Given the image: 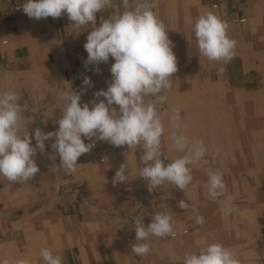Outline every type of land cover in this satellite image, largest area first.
<instances>
[{"label":"crops","instance_id":"obj_1","mask_svg":"<svg viewBox=\"0 0 264 264\" xmlns=\"http://www.w3.org/2000/svg\"><path fill=\"white\" fill-rule=\"evenodd\" d=\"M151 1L177 57L178 70L166 93L171 110L181 109L177 132L202 139L209 149L204 160L191 166L194 186L184 192L166 182L150 193L147 181L138 176L145 166L140 161L143 150L98 140L78 158L75 173L51 171L60 161L50 147L53 141H45V152L37 150L34 157L40 171L28 184L0 178V261L26 257L31 264H43L39 253L47 247L60 254L64 264H181L184 253L218 242L241 264H264V0L236 5L217 0L218 8L209 0ZM23 2L0 0V92L15 90L20 103L29 106L22 124L33 135L37 127L45 132L58 129L63 89L83 88L80 103L91 107L94 93L111 83L115 61L110 57L107 63L85 65L84 44L91 27L76 29L66 14L29 18L19 7ZM122 11L121 0H113V8L97 13V26L101 16ZM208 12L226 20L236 40L235 56L227 64L200 56L192 26L185 23L188 16ZM234 16L246 22H235ZM86 76L91 87L83 86ZM163 121L167 163L182 153L172 146L168 119ZM122 164L129 181L113 184ZM222 166L227 169L226 196L253 214L224 215L219 201L208 195L207 172ZM146 196L160 212L172 213L175 231L188 228L189 233L177 239L150 237L151 251L140 257L131 251L135 235L122 214ZM180 200L192 207L180 209ZM197 215L204 217L203 225L195 222Z\"/></svg>","mask_w":264,"mask_h":264},{"label":"clouds","instance_id":"obj_2","mask_svg":"<svg viewBox=\"0 0 264 264\" xmlns=\"http://www.w3.org/2000/svg\"><path fill=\"white\" fill-rule=\"evenodd\" d=\"M121 2L123 11L110 14L108 18L101 16L99 26L97 13L113 8V0H24L19 5L29 18L35 20L56 19L66 14L76 29L84 31L91 27L84 44L88 54L85 65L107 63L110 57L115 62L110 68L111 83L106 90L94 93L91 107L89 103H80L83 88L81 92L71 88L61 91L65 104L56 121L59 125L56 131L45 132L37 127L30 135L27 125L22 124L29 106L20 103L21 97L15 90L0 92V178L9 184H28L35 178L40 169L34 157L37 150L45 152V141H53L50 147L59 156V165L53 166L51 171L75 173L78 158L89 153L98 140L116 147L127 145L129 149L139 146L143 150L140 161L145 166L140 168L138 176L147 181L150 193L166 182L184 192L190 185L194 186L191 166L205 159L208 146L202 139H190L177 132L182 123L179 107L171 113L160 111V106L167 102L166 93L172 87V75L178 70L173 42L149 0ZM185 23L192 26L200 56L209 62L224 64L234 58L236 40L229 35L226 20L208 12L198 17L188 16ZM83 86H92L90 77L84 78ZM163 115L168 116L173 129L172 146L182 153L167 163L168 158L162 151ZM85 139L92 142L86 144ZM52 158L55 159V155ZM226 171L222 166L207 172L208 195L219 201L224 215L234 212L253 214L252 209H239L232 198L226 196ZM128 181V170L122 164L115 172L113 184ZM178 207L187 211L192 206L180 200ZM91 210L97 211L95 208ZM116 222H121L119 217ZM195 222L203 225L204 217L197 215ZM133 229L136 243L131 246V251L140 257L151 251L150 237L164 239L177 235L175 220L169 212H156L147 226L143 217L138 216ZM39 255L43 264H64L63 257L54 254L50 248H42ZM0 264H31V260L26 257L6 258ZM181 264H241V261L228 247L215 242L198 251L184 253Z\"/></svg>","mask_w":264,"mask_h":264},{"label":"built area","instance_id":"obj_3","mask_svg":"<svg viewBox=\"0 0 264 264\" xmlns=\"http://www.w3.org/2000/svg\"><path fill=\"white\" fill-rule=\"evenodd\" d=\"M151 0H149L150 2ZM210 2H212V6L213 8H218L219 7V4L217 2V0H209ZM241 0H233L232 1V4L233 5H236L237 3H239ZM234 21L235 22H240V23H245L246 22V18L244 17H235L234 16ZM89 71V70H87ZM146 99H150V98H146ZM165 105L163 106H160V111L162 113H165L164 111V108ZM156 212H160L158 210V208L156 207V204L154 203V199L151 198V197H143V198H140L135 206L127 211H125L123 214H122V220L128 224V226L130 227L131 229V232L135 235V230L133 229L134 228V220L136 217L140 216V217H143V220H144V224L145 226H147L148 224L151 223V218H152V215L155 214ZM177 235L175 238H171L169 237V239H177L179 238L180 236H185L189 233V230L188 228H184L183 230L177 232ZM154 237V236H153ZM161 239V238H159ZM165 239V238H164ZM164 239H161V240H164Z\"/></svg>","mask_w":264,"mask_h":264},{"label":"rangeland","instance_id":"obj_4","mask_svg":"<svg viewBox=\"0 0 264 264\" xmlns=\"http://www.w3.org/2000/svg\"><path fill=\"white\" fill-rule=\"evenodd\" d=\"M150 3H152V1H150ZM164 105H165V107H164L165 108L164 109L165 113H171L172 110H171V106H170V103L168 102V100H167V102ZM162 119L165 120V122H166V120L168 119V116L167 115H163Z\"/></svg>","mask_w":264,"mask_h":264},{"label":"bare ground","instance_id":"obj_5","mask_svg":"<svg viewBox=\"0 0 264 264\" xmlns=\"http://www.w3.org/2000/svg\"><path fill=\"white\" fill-rule=\"evenodd\" d=\"M102 161H104V159H102ZM8 182V181H7ZM38 183V182H37ZM41 185V184H40ZM177 247V246H176ZM182 256V255H181Z\"/></svg>","mask_w":264,"mask_h":264}]
</instances>
